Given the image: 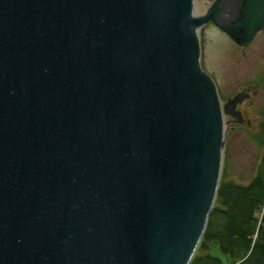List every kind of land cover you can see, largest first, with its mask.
Listing matches in <instances>:
<instances>
[{"label":"water","instance_id":"water-1","mask_svg":"<svg viewBox=\"0 0 264 264\" xmlns=\"http://www.w3.org/2000/svg\"><path fill=\"white\" fill-rule=\"evenodd\" d=\"M0 0V264H189L228 121L200 28L264 0Z\"/></svg>","mask_w":264,"mask_h":264},{"label":"rangeland","instance_id":"rangeland-1","mask_svg":"<svg viewBox=\"0 0 264 264\" xmlns=\"http://www.w3.org/2000/svg\"><path fill=\"white\" fill-rule=\"evenodd\" d=\"M213 2L197 0L195 14L203 15ZM199 32L202 38L200 63L214 79L221 102L244 88H250L252 94L253 103L248 111L253 119L252 126L228 125L218 182V185L223 182L246 184L255 175L264 152V143L258 135L264 116V28L246 45L237 44L212 21L203 25ZM217 202L215 199L214 205ZM211 249L212 253L219 254L217 246L211 245ZM197 253L204 251L198 249Z\"/></svg>","mask_w":264,"mask_h":264},{"label":"trees","instance_id":"trees-1","mask_svg":"<svg viewBox=\"0 0 264 264\" xmlns=\"http://www.w3.org/2000/svg\"><path fill=\"white\" fill-rule=\"evenodd\" d=\"M215 199L218 208L209 214L189 264H264V152L248 183L223 182Z\"/></svg>","mask_w":264,"mask_h":264},{"label":"flooded vegetation","instance_id":"flooded-vegetation-1","mask_svg":"<svg viewBox=\"0 0 264 264\" xmlns=\"http://www.w3.org/2000/svg\"><path fill=\"white\" fill-rule=\"evenodd\" d=\"M244 89L248 93V95L241 102L237 103V105H236V109L240 112V115L224 114L225 119L228 121V125L231 127H234V126L240 125V124L248 125V127L252 126V122H253L252 120L253 119H252V117L248 116V111L250 110L251 105L253 103L252 94L249 91L250 88H244ZM228 98H226V100ZM222 103H224V102H222ZM263 126H264V116H262V119L260 121V131H258V133H259L258 135L261 136L260 140H262V141H263L262 134H264L263 133V131H264ZM259 136L257 137V140H259Z\"/></svg>","mask_w":264,"mask_h":264}]
</instances>
